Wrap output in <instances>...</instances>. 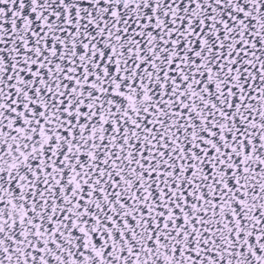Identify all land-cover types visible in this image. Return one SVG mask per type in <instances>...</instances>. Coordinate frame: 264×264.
Masks as SVG:
<instances>
[{"label": "snow or ice", "instance_id": "snow-or-ice-1", "mask_svg": "<svg viewBox=\"0 0 264 264\" xmlns=\"http://www.w3.org/2000/svg\"><path fill=\"white\" fill-rule=\"evenodd\" d=\"M0 264H264V0H0Z\"/></svg>", "mask_w": 264, "mask_h": 264}]
</instances>
